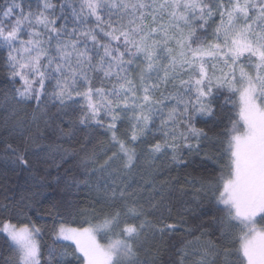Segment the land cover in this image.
<instances>
[{
  "label": "snow or ice",
  "instance_id": "1",
  "mask_svg": "<svg viewBox=\"0 0 264 264\" xmlns=\"http://www.w3.org/2000/svg\"><path fill=\"white\" fill-rule=\"evenodd\" d=\"M0 53L14 86L0 97L3 159L34 187L63 185L50 225L30 215L38 191L3 197L0 264H159L174 199L183 214L207 200L218 236L184 229L170 264H264V0H3ZM217 112L209 137L197 117ZM49 132L83 140L46 144ZM206 144L215 176L157 181Z\"/></svg>",
  "mask_w": 264,
  "mask_h": 264
},
{
  "label": "trees",
  "instance_id": "2",
  "mask_svg": "<svg viewBox=\"0 0 264 264\" xmlns=\"http://www.w3.org/2000/svg\"><path fill=\"white\" fill-rule=\"evenodd\" d=\"M3 0H0L2 3ZM33 5H35L36 0H32ZM4 55L0 53V56ZM14 87L6 78L5 72L0 69V97H2L3 92L7 88ZM223 96H221V100H223ZM34 101L27 105L28 113L32 112V108L34 106ZM52 111H55L54 109ZM2 114V113H0ZM220 118V113L217 112V116L213 118L207 117H197V127H202L208 133L209 137H215L222 129L223 123H216V120ZM226 122V121H225ZM59 123V121H57ZM43 126V125H42ZM63 127H67V123L62 125ZM49 139L45 140L44 143H60L63 144L66 148H77L79 147L78 141L83 140V133L78 132L77 136L74 140H61L58 139L56 135H53L51 132L48 133ZM103 137L98 136L97 140H101ZM97 140L93 141V144H96ZM92 145H89V150H91ZM205 151H208L209 154L214 155L217 151V147H213L211 145H205V148L202 149L201 153L198 156L188 157L186 154V158L191 159L192 163L187 167L166 169L163 175L157 176V181L170 179L171 177L179 176L181 181L187 175L195 178L215 176L219 171V166L214 165L211 161H203L202 157L205 154ZM5 156L4 146L0 144V202L3 201L4 196H15L17 199L21 195H25L31 192H39L40 194L36 197L38 204L37 208L40 209L39 213L35 210L30 212L33 220L37 222L38 225H50L52 220L51 217L45 216V210L50 206L53 201H57L61 198L62 192V184L56 185L51 181V177L47 178L48 186L44 188L34 187V181L30 178L29 172L24 171L21 167H13L11 162H6L3 157ZM74 163V161L70 160L69 164ZM68 164H65L64 167L60 169V173L63 174L64 168H67ZM52 175H57L56 169H49ZM44 176L43 172L36 174V179ZM185 188L189 190V198L191 195V189L189 185H185L181 182V184H177L176 188ZM84 193H80L79 196H76V199L82 198ZM179 196V192L176 194ZM182 207H188V205L182 204V202L178 200H173L172 202V219L167 221L168 223H176L177 229L172 234H166L165 237V248L167 250L163 251L161 260L159 264H170V259H177L174 255L175 250L180 248L186 239H192V236H187L184 232L186 228L195 227L196 231L193 233V236L199 235L200 230H205L209 233L206 239L216 240L218 236V230L214 231V225L212 224V217L215 215H219V213L215 212L214 209H211V206L207 202V200H203L200 202V205L197 207L196 205H192L196 210L195 212H188L183 214L180 212ZM183 218L186 223H180ZM13 223H17L16 220L12 221ZM20 222H23L22 220ZM69 226L79 227L81 226L77 220V222H72V218L68 217ZM51 233L46 230V234L43 237L44 242L49 243ZM70 243V242H65ZM3 248V241L0 240V249ZM74 248V246H73ZM71 250V249H70ZM68 261H73L72 257L66 258Z\"/></svg>",
  "mask_w": 264,
  "mask_h": 264
}]
</instances>
